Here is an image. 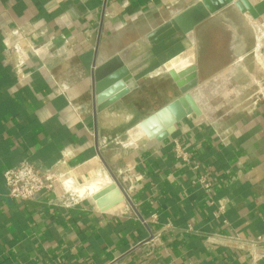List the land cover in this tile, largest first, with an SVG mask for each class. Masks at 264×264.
Instances as JSON below:
<instances>
[{
	"label": "crops",
	"instance_id": "obj_1",
	"mask_svg": "<svg viewBox=\"0 0 264 264\" xmlns=\"http://www.w3.org/2000/svg\"><path fill=\"white\" fill-rule=\"evenodd\" d=\"M195 1L0 0V264H249L250 250L264 253V96L254 95L264 74L250 65L253 58L264 71V14L253 19L235 10L253 29V47L221 15L229 6L198 27L195 45L182 32L140 43ZM16 29L36 45L22 42L29 82L16 73L20 53L7 48ZM132 44L129 67L140 88L97 113L96 133L94 68ZM195 47L202 78L215 76L196 96L203 113L178 122L165 140L132 144L129 137L110 149L108 167L141 172L131 199L101 210L80 197L68 208L55 203L58 185L28 201L7 197L3 172L23 160L45 168L65 160L60 169L73 175L62 179L92 177L102 144L110 143L102 119L120 116L146 72L177 59V68L194 64ZM176 89L172 80L170 100ZM175 140L189 161L176 156ZM201 177L212 183L209 194ZM221 205L225 212L216 217Z\"/></svg>",
	"mask_w": 264,
	"mask_h": 264
},
{
	"label": "water",
	"instance_id": "obj_2",
	"mask_svg": "<svg viewBox=\"0 0 264 264\" xmlns=\"http://www.w3.org/2000/svg\"><path fill=\"white\" fill-rule=\"evenodd\" d=\"M229 5H234L241 13L248 14L253 19H258L264 14V0L255 3L251 0H197L185 8L174 10L167 21L147 33L140 43L157 45L176 33L182 32L189 42L195 45V32L198 27ZM136 49L137 44H132L118 51L99 66L94 65L96 68L91 78L96 133L97 113L140 88V82L129 67L132 62V53ZM167 73L180 94L132 125L127 130V134L133 141L165 140L176 131L178 122L190 114L203 113L194 94L200 86L213 83L215 76L203 80L196 56L193 65L180 71L168 70ZM92 199L98 208L106 210L123 201V196L116 185L111 184L97 191Z\"/></svg>",
	"mask_w": 264,
	"mask_h": 264
},
{
	"label": "built area",
	"instance_id": "obj_3",
	"mask_svg": "<svg viewBox=\"0 0 264 264\" xmlns=\"http://www.w3.org/2000/svg\"><path fill=\"white\" fill-rule=\"evenodd\" d=\"M20 31L21 30L16 29L17 39L7 48H14L18 53H20V58L16 66V73L20 81L29 82L31 80L30 73L24 70V66L27 61V51L24 50L22 42L25 41L28 45L30 42L27 38L28 34L26 35ZM35 47L36 45L30 44L31 49H34ZM263 96L264 91L261 92V97ZM255 97L258 98L259 96ZM174 146L176 156L182 158L183 160L189 161L188 153L183 149L178 140L174 141ZM62 164L65 165L66 161L63 160L53 167L45 168L28 160H23L19 164L5 169L3 172V177L7 187V197L15 201H28L32 200L37 196V194L43 191H52L58 185L60 187V194L56 198L55 203L68 208L76 206L81 201V198L63 186L61 179L64 176H71L73 174L69 170H61L59 166ZM195 167H197V164ZM140 178L141 172L135 165H126L114 169L112 179L113 184L116 185L119 192L123 196V200H127L131 199L135 185L140 180ZM199 182L202 184L205 192L209 194L212 190V183L206 180L204 177L199 178ZM224 212L225 206L221 205L217 208L214 214L216 217H219ZM249 256V264H260V260L264 257V253L257 252L253 248L250 250Z\"/></svg>",
	"mask_w": 264,
	"mask_h": 264
},
{
	"label": "rangeland",
	"instance_id": "obj_4",
	"mask_svg": "<svg viewBox=\"0 0 264 264\" xmlns=\"http://www.w3.org/2000/svg\"><path fill=\"white\" fill-rule=\"evenodd\" d=\"M251 1L255 3L259 0H251ZM235 10H236V7L234 5H229V8L225 10L224 13H221V15L223 16L225 15L228 18H231L233 20L234 24L237 26L238 34L241 37H243V39L241 40V43L244 42L245 45L246 44L249 45L252 43L251 47H253L254 45L253 39L255 36L253 34V29L249 25L248 21L243 19V17H239L236 15ZM242 47H244L243 44H242ZM262 51L264 53V46L262 47ZM195 56H196V60L198 63V58L196 55V47H195ZM252 62H253V58H251V62H250L251 69L256 71V74L258 75L257 77L260 78L264 74V71L256 70L257 66L259 67V65L258 63L255 64L254 62L253 63ZM199 68H200L201 77H202L204 75L203 74L204 72L201 66H199ZM206 73L207 72H205V74ZM216 73L217 72H214L212 75ZM143 77H144L143 85H142L143 88L139 89V92L136 93V95H131L130 97L126 99V102L123 103V107H121L120 116L115 117V118L102 119V122H101V129L103 133L108 135L107 142H110V143H109V146L108 144H102V148L104 147L105 148L100 153L101 154L100 159H97L100 169L96 168L95 170L97 172L99 171L98 173L100 172L107 173L111 177V179L113 178L114 169L108 167L106 161H108L110 157L112 156V154L116 151H110V149H115L119 147V144H121L122 142L126 141L129 138L127 134V130L133 124L137 123L142 116L149 115L153 111L165 105L171 99L172 78L167 73V70H165L164 67H162V69H159L157 73L146 72V74H144ZM239 77H243V76L240 74ZM203 80H206V79H203ZM263 87H264V83L262 84V86H258V85L255 86L256 88L255 96L261 97V92L264 91ZM174 93L175 95L180 94L178 88L175 90ZM215 100H218V99H215ZM227 106L228 107L225 108L226 109L225 111L230 109V105H227ZM118 109L119 108H115V110L113 109L111 113H116ZM127 118H130V119H127ZM115 140H116V143H115ZM94 175H96V173H94L92 177ZM111 181H112L111 184H113V179ZM79 182H82V181H79Z\"/></svg>",
	"mask_w": 264,
	"mask_h": 264
},
{
	"label": "bare ground",
	"instance_id": "obj_5",
	"mask_svg": "<svg viewBox=\"0 0 264 264\" xmlns=\"http://www.w3.org/2000/svg\"><path fill=\"white\" fill-rule=\"evenodd\" d=\"M262 36H263V32L261 31V33H260V35L258 36V39H257V53L258 54H259L258 50H259L260 46L262 45ZM257 58L258 59L261 58L260 55ZM262 59L263 58H261L260 60H262ZM176 64H178V59L167 62L164 65V68L167 71L168 70L180 71L183 68H186V67H183V68H179L178 67L177 68L175 66ZM189 66H191V65H189ZM203 86H200L199 89H197L198 91L194 94L195 98H196L197 94L200 92V90H202ZM128 141H130L132 144H135V142L132 139H130V138L128 139ZM111 180H112L111 177L107 173H102V172L98 173V172H96V175H94L91 178H88L84 182H78L74 178H68L67 177V178L62 179V182H63L62 184L67 190L73 192L74 194L78 195L79 197H82V198H86V197L90 198L91 197L92 198V196L97 191L101 190L102 188H104L106 186L111 185V183H112Z\"/></svg>",
	"mask_w": 264,
	"mask_h": 264
},
{
	"label": "flooded vegetation",
	"instance_id": "obj_6",
	"mask_svg": "<svg viewBox=\"0 0 264 264\" xmlns=\"http://www.w3.org/2000/svg\"><path fill=\"white\" fill-rule=\"evenodd\" d=\"M143 88V86H141V89Z\"/></svg>",
	"mask_w": 264,
	"mask_h": 264
}]
</instances>
